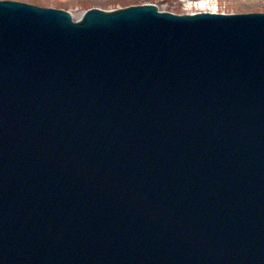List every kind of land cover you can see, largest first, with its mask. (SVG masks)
<instances>
[{
    "label": "water",
    "instance_id": "95a60500",
    "mask_svg": "<svg viewBox=\"0 0 264 264\" xmlns=\"http://www.w3.org/2000/svg\"><path fill=\"white\" fill-rule=\"evenodd\" d=\"M0 264H264V13L0 0Z\"/></svg>",
    "mask_w": 264,
    "mask_h": 264
},
{
    "label": "rangeland",
    "instance_id": "374dc122",
    "mask_svg": "<svg viewBox=\"0 0 264 264\" xmlns=\"http://www.w3.org/2000/svg\"><path fill=\"white\" fill-rule=\"evenodd\" d=\"M44 7L61 8L78 17L91 8L112 10L130 5L153 3L161 10L178 14L214 11L226 14L264 12V0H18ZM203 5V6H202Z\"/></svg>",
    "mask_w": 264,
    "mask_h": 264
},
{
    "label": "bare ground",
    "instance_id": "6f19581e",
    "mask_svg": "<svg viewBox=\"0 0 264 264\" xmlns=\"http://www.w3.org/2000/svg\"><path fill=\"white\" fill-rule=\"evenodd\" d=\"M75 17V16H74ZM79 17V16H78ZM78 17H75V18H78Z\"/></svg>",
    "mask_w": 264,
    "mask_h": 264
},
{
    "label": "snow or ice",
    "instance_id": "6c2138e0",
    "mask_svg": "<svg viewBox=\"0 0 264 264\" xmlns=\"http://www.w3.org/2000/svg\"><path fill=\"white\" fill-rule=\"evenodd\" d=\"M203 6V5H202Z\"/></svg>",
    "mask_w": 264,
    "mask_h": 264
}]
</instances>
